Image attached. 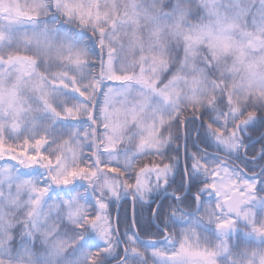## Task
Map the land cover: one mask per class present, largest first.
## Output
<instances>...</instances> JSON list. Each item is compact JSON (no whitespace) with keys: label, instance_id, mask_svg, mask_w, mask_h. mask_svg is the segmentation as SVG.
I'll return each mask as SVG.
<instances>
[{"label":"snow or ice","instance_id":"obj_1","mask_svg":"<svg viewBox=\"0 0 264 264\" xmlns=\"http://www.w3.org/2000/svg\"><path fill=\"white\" fill-rule=\"evenodd\" d=\"M196 7L0 0V264H264V0Z\"/></svg>","mask_w":264,"mask_h":264},{"label":"clouds","instance_id":"obj_2","mask_svg":"<svg viewBox=\"0 0 264 264\" xmlns=\"http://www.w3.org/2000/svg\"><path fill=\"white\" fill-rule=\"evenodd\" d=\"M167 2V0H166ZM179 0H171V4L175 6ZM183 2L191 9L192 13L195 15L197 12V7L196 5L199 3V0H183ZM202 15V13H201ZM190 22L196 23L198 22L197 20H191Z\"/></svg>","mask_w":264,"mask_h":264},{"label":"trees","instance_id":"obj_3","mask_svg":"<svg viewBox=\"0 0 264 264\" xmlns=\"http://www.w3.org/2000/svg\"><path fill=\"white\" fill-rule=\"evenodd\" d=\"M169 3H171V0H169ZM119 212L121 214L125 213V212H128L129 214H131V206L130 205H121L120 206V210ZM116 213H117V206L114 204L113 207H112V214H113V217L115 218L116 216Z\"/></svg>","mask_w":264,"mask_h":264}]
</instances>
